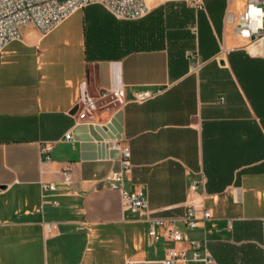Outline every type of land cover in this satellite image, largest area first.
I'll use <instances>...</instances> for the list:
<instances>
[{
    "label": "crops",
    "instance_id": "obj_1",
    "mask_svg": "<svg viewBox=\"0 0 264 264\" xmlns=\"http://www.w3.org/2000/svg\"><path fill=\"white\" fill-rule=\"evenodd\" d=\"M248 2L146 0L138 20L95 4L46 36L28 25L0 54V264H165L170 249L191 254V241L213 264H264V49L252 51L227 21ZM84 83L94 97L124 90L125 104L94 122L122 113L133 165L123 187L147 193V212L126 211L106 180L121 156L83 160L65 140L81 124ZM143 91L156 95L136 102ZM190 206L195 229L184 223ZM153 220L166 223L158 241ZM46 223L57 231L47 235Z\"/></svg>",
    "mask_w": 264,
    "mask_h": 264
},
{
    "label": "built area",
    "instance_id": "obj_2",
    "mask_svg": "<svg viewBox=\"0 0 264 264\" xmlns=\"http://www.w3.org/2000/svg\"><path fill=\"white\" fill-rule=\"evenodd\" d=\"M172 1V0H166ZM200 2L201 0H195ZM99 4L109 10L117 19L120 20H138L146 17L150 13V8L146 0H0V54L12 43L23 39L22 30L27 25H33L42 36L50 34L54 29L61 25L76 11ZM227 21L234 26V32L241 37L249 38L251 46L262 47L264 49V0H249L246 11L236 17L233 13L228 14ZM257 36L255 40L251 38ZM190 58L197 59L192 67L193 71H199L202 64L198 62V53L190 52ZM156 93L143 91L136 95L135 101L138 103L146 102L155 97ZM109 97V100L107 98ZM125 93L122 88L114 89L99 97L90 95L87 84L84 83L81 89V95L77 104L76 114L81 123L95 124L99 111L103 110L110 103H118L120 106L125 104ZM72 133L65 136L66 141H73ZM112 149L117 150L121 156L122 167L118 171H112L106 177L111 183V187L120 189L122 192L123 206L126 211L132 213L147 212L149 209V198L145 191H129L124 189L123 182L125 175L131 171L133 165L131 154L128 146L121 141H113ZM49 147H44L43 151L48 152ZM47 159H50L47 156ZM66 181L72 177L71 168H66L64 172ZM198 182H194L192 190H196ZM43 190H54L53 186L44 185ZM59 206L58 202L54 203ZM197 208L190 206L184 223L191 229L198 227V218L196 216ZM212 217L209 210L203 211V219L207 220ZM149 231L150 237L158 241L161 235L157 227H165L163 220H153ZM45 233L53 234L57 231L56 224L46 223ZM167 236L170 240L180 242L184 240L182 234L175 230L168 229ZM191 254L188 251L170 249L168 251L165 264H213L212 254L207 247L197 241L190 242Z\"/></svg>",
    "mask_w": 264,
    "mask_h": 264
},
{
    "label": "water",
    "instance_id": "obj_3",
    "mask_svg": "<svg viewBox=\"0 0 264 264\" xmlns=\"http://www.w3.org/2000/svg\"><path fill=\"white\" fill-rule=\"evenodd\" d=\"M256 38L257 36H253L251 39L255 40ZM121 122L122 113L119 112L107 124H79L73 130V141L79 144L81 158L83 160L101 157L113 159L119 158L120 153L117 150L111 149L113 141H121L123 139Z\"/></svg>",
    "mask_w": 264,
    "mask_h": 264
},
{
    "label": "rangeland",
    "instance_id": "obj_4",
    "mask_svg": "<svg viewBox=\"0 0 264 264\" xmlns=\"http://www.w3.org/2000/svg\"><path fill=\"white\" fill-rule=\"evenodd\" d=\"M29 28H30V27H28V25L25 26V27L23 28V30H22V33H23V34L26 33V31H27ZM17 44H18V42H13V43H11V44L9 45V47L6 49V51L13 50V49L16 47ZM7 58H10V57L8 56Z\"/></svg>",
    "mask_w": 264,
    "mask_h": 264
},
{
    "label": "bare ground",
    "instance_id": "obj_5",
    "mask_svg": "<svg viewBox=\"0 0 264 264\" xmlns=\"http://www.w3.org/2000/svg\"><path fill=\"white\" fill-rule=\"evenodd\" d=\"M251 50H252V51H257V50H259V49H258V47H256V46H252V47H251Z\"/></svg>",
    "mask_w": 264,
    "mask_h": 264
}]
</instances>
